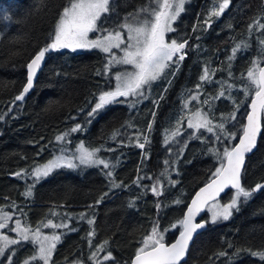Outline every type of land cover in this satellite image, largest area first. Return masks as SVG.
Returning <instances> with one entry per match:
<instances>
[{
	"label": "trees",
	"instance_id": "16d2710c",
	"mask_svg": "<svg viewBox=\"0 0 264 264\" xmlns=\"http://www.w3.org/2000/svg\"><path fill=\"white\" fill-rule=\"evenodd\" d=\"M144 1L113 0L112 11L101 18L103 26L117 27ZM64 2L0 0V208L17 215L32 229L52 220L54 214L70 213L75 218L86 214L81 223L74 221V231L67 229L51 264H93L89 257L100 245L114 257L106 262L98 256L102 264H130L153 222L158 221L163 230L181 218L218 166L209 148L224 145H218L203 128L197 133L189 130L188 116L182 122V135L167 144L165 136L177 126L187 100L200 92L206 97L204 93L209 91L212 97L202 98L208 103L198 104L196 110L204 109L211 117L216 102L223 113L213 123L235 110L233 100L238 103L236 94L248 84L246 73L253 60L260 59L264 65V46L260 44L264 30L248 31L255 19L264 23V0H231L223 14L211 17L210 25L204 21L218 0H190L169 36L188 41L179 67L170 63L171 72L149 87L143 102L133 107L121 97V103L108 105L91 123H86L90 119L87 112L98 95L114 85L105 72L106 55L98 50L49 53L31 93L22 101L15 100L26 84V65L49 42ZM245 42L247 48L243 47ZM238 44L241 48L233 56L232 49ZM206 67L214 70V75L201 81ZM229 84L234 87L228 88ZM222 87L225 96L214 99ZM224 99L231 102L224 103ZM190 106L194 111L196 100ZM247 111V103L243 109L240 106L236 120L226 121V128L238 131ZM78 123L82 131L70 133L63 142L56 140ZM113 133H117L115 138ZM145 136L148 143H144ZM137 137L143 148L137 146ZM79 142L100 148V158L110 167L59 168L38 181L32 196L26 197L24 193L34 182L29 175L34 168L60 154L62 148L69 152L70 147L72 152ZM108 171H112L111 177L106 175ZM17 172L24 175L17 176ZM157 180L163 185L160 196L151 191ZM242 183L248 188L264 183V129L256 152L247 159ZM232 194L221 201L229 202ZM176 200L182 202L176 204ZM232 211L228 220L207 223L183 264H264L247 251L264 249V189ZM87 219L94 223L89 225ZM209 219L206 213L205 220ZM90 231H94L91 237ZM178 234L179 228L168 231L165 242H173ZM35 251L27 242L9 248L5 256L12 253L13 264H23ZM221 251L227 255L218 256ZM0 264H7V260L2 257Z\"/></svg>",
	"mask_w": 264,
	"mask_h": 264
},
{
	"label": "snow or ice",
	"instance_id": "6c2138e0",
	"mask_svg": "<svg viewBox=\"0 0 264 264\" xmlns=\"http://www.w3.org/2000/svg\"><path fill=\"white\" fill-rule=\"evenodd\" d=\"M230 2L231 0H218L204 23L210 25L211 17H219L223 14L225 9L229 7ZM41 3H43V0H41ZM110 3L111 0H65L55 20L53 31L49 33V42L39 48L26 65V84L20 93L16 95V101H22L33 87L34 78L37 71L41 69L46 55L64 49L71 52H76L78 49H98L109 54L105 72L110 71L113 65H127L131 68V70L114 74V87L102 91L98 95L94 106L87 112L90 119L86 123H91L100 111L108 105L121 103V97L127 101L129 97L144 96L147 88L163 75L170 63L175 64L177 68L179 67V61L185 58L183 49L187 46L188 41L183 39L178 41L176 38L168 37L167 34L175 31L173 24L184 11L185 0H148L147 5L127 14L123 22L115 28L104 27L101 20L102 16L112 11ZM260 19H255L249 25V33L252 32L253 28L257 31L264 30V23H261ZM93 33L97 35H90ZM260 44L264 46V39L260 40ZM248 46L246 42L243 44L244 48ZM240 48L241 45L238 44L232 49L233 56ZM113 49H118L122 54L116 55L113 53ZM262 56H264V51H262ZM232 58L229 57V60ZM261 63L260 59L253 60L252 66L246 73L248 84L242 89L244 101L237 103L233 100L235 110L228 116H222L219 123H213V120L209 118V114L200 110L195 111L193 118L188 119L187 126L195 132H199L203 128L215 137V142L223 144L224 141H227L228 144L222 149L209 148V151L216 157L218 162V166L211 172L209 180L196 192L183 216L171 224L170 227L161 230L159 222H153L150 234L142 239L141 246L137 249L131 264H181L188 252L193 235L198 229H203L207 223H216L220 219L228 220L233 214V209L238 211L240 203H246L253 193L264 189V183H257L252 188H248L242 183L245 155L252 152L256 147L257 139L261 135L262 129H264V123H262V120H264V66H261ZM211 75H214V70L210 72L206 67L200 79L206 81ZM229 75L231 76V73ZM233 87L231 84L228 85V88ZM199 88L200 85H197V89ZM225 92L226 90L222 87L219 95L214 99L225 96ZM191 99L199 100V96L193 95ZM245 102H247L250 109L245 113L246 122L239 123L238 131L226 128L225 122L235 121L240 104ZM153 103H156V101ZM203 103L207 104L208 101H203ZM184 106L187 108L188 102ZM2 118L0 116V119ZM72 118L75 119V117ZM181 126L182 121L178 120L175 129L165 136L166 144L175 137L182 135ZM151 127L152 125L149 124V131H151ZM235 127L236 125H233V128ZM82 130V125L78 123L70 128L68 132L58 135L56 140L63 142L70 133ZM116 135L117 133H113V138ZM195 138L201 139L200 136ZM137 141V146L140 148L144 147V143L149 142L147 136L144 137V143L139 142V137H137ZM100 151V148H90L80 143L76 147V152L68 156L65 155V149L62 148L59 155H54L52 159L43 165L35 167L29 175L34 176L36 178L35 182H38L40 178L47 177L53 170L58 168L75 169L81 166L103 165L105 169H108L110 167L109 163L97 155ZM165 163L167 164V161ZM15 175L22 176L24 173L17 172ZM106 175L111 177L112 171H108ZM143 178L138 177V179ZM148 178L150 179V177ZM170 183L173 186L175 184L172 181ZM114 186L118 187L119 185L114 184ZM229 187L234 189V194L228 203L220 204L216 199L217 196ZM151 191L156 196L163 195V185L159 180L151 187ZM24 195L26 197L31 196V189L26 191ZM99 202L97 201V203ZM181 202V200L175 201L176 204ZM205 206L211 212L210 219L197 222L196 217ZM159 207L158 204L157 208L159 209ZM80 218H87L86 214H82ZM12 219L11 214L0 208V230L8 228ZM87 222L91 225L94 220L87 219ZM41 227L75 230L70 228L67 223L54 224L50 219L46 223L42 222L35 229L22 225L20 220H16L10 231L16 232L18 238L0 235V257H4L7 264H13L12 253L5 256V251L12 245L30 241L36 247V251L30 260L25 259L24 264H30V261L36 260L42 261V264H51L53 253L63 233L57 234L54 231L50 235L42 234ZM176 228H179L178 238L174 242L166 244L165 234ZM88 235L93 236L94 231H90ZM104 243L107 244L108 242L105 241ZM89 245L91 246V240ZM229 246L231 247V245ZM102 251H104V245H100L96 252H93L89 257L93 260V264H102V261L96 259L97 252ZM247 251H250L253 256L264 262V249L257 251L248 249ZM217 255L226 256L227 253L221 251ZM113 259L114 257L110 252L103 257L104 261Z\"/></svg>",
	"mask_w": 264,
	"mask_h": 264
},
{
	"label": "rangeland",
	"instance_id": "374dc122",
	"mask_svg": "<svg viewBox=\"0 0 264 264\" xmlns=\"http://www.w3.org/2000/svg\"><path fill=\"white\" fill-rule=\"evenodd\" d=\"M112 1L113 0H111V3H112ZM189 2H190V0H185V3H184V11H185V8H186V6L189 4ZM111 3H110V5H111ZM143 3V2H142ZM147 3H148V0H145L144 1V3L143 4H141L142 6H145V5H147ZM140 5V6H141ZM184 11L180 14V16L177 18V20L174 22V24H173V27L175 28V24L179 21V19L181 18V16L183 15V13H184ZM103 17V16H102ZM114 25H116V24H114ZM111 28H113V27H111ZM172 33V32H171ZM171 33H168L167 34V36L169 37L170 36V34ZM90 35H92V36H95V35H97L96 33H93V34H90ZM87 50H98V49H78L77 51H87ZM98 51H100V50H98ZM100 52H102V51H100ZM102 53H104V52H102ZM113 53H115L116 55H121L122 53H120V51L118 50V49H113ZM105 55H106V64H107V61H108V59H109V54H106V53H104ZM124 70H131V68H130V66H127V65H113L112 67H111V70L110 71H108V72H106L107 74H109V76L114 80V74L115 73H117V72H120V71H124ZM168 72H171L170 71V69H168V68H166L165 69V71H164V73H163V75L160 77V79L159 80H165V78H164V75L166 74V75H168ZM158 80V79H157ZM156 80V81H157ZM158 80V81H159ZM155 81V82H156ZM155 82H153V83H151V85L149 86V87H151ZM114 85H115V80H114ZM114 85L112 86V88L114 87ZM149 87L147 88V90L145 91V94H144V96H142V97H137V98H132V97H129V99L127 100V101H125V102H127V103H130V105H132L133 107L135 106V105H138V103H141V102H143L144 101V99L147 97V92H148V89H149ZM202 93L203 92H200V93H198L197 95L199 96V100H196V103H197V106L194 108V111L193 110H191V102L193 101L192 99H188L187 100V102H188V106H187V108H184L183 109V116H181L180 117V121H182L183 122V120H185V117L186 116H188L187 117V121H186V126H187V122H188V119H191V118H193V114H194V112L195 111H197L196 109L198 108V104H200L201 106H204L205 105V103H203V101H206V100H204V99H202V98H210V97H212V96H210L211 95V93H209V91H207V92H205L204 93V95L206 96V97H203L202 96ZM236 97H237V101H238V103L239 102H241V101H244V92L242 91V93L241 94H236ZM123 98V97H122ZM224 101V103L227 101V102H231L229 99H224L223 100ZM246 103L247 102H245V103H241L240 104V106H241V109H243L244 107H245V105H246ZM213 105H214V114L210 117L209 116V118L210 119H212L213 120V122H216V119L220 116V115H222L223 113H221L220 111H219V107H217L218 106V104L215 102H213ZM94 106V105H93ZM205 108V107H204ZM200 111H202V110H200ZM101 112V111H100ZM202 112H204V109H203V111ZM207 113V112H206ZM187 128L189 129V130H191V131H193L194 133H197V132H195L192 128H189L188 126H187ZM80 143H83L86 147H90L87 143H84V142H79L72 150V152H70L71 151V148L69 147H67V149H69L70 151L69 152H65V155H68V156H71V154H73V153H75L76 152V147L80 144ZM234 143V142H233ZM218 145H219V143H217ZM225 144L227 145L228 144V142L227 141H224V143H223V145L225 146ZM217 145V146H218ZM221 148H223V147H221ZM59 155V154H58ZM98 155V157L100 158V152L97 154ZM103 166V165H102ZM59 169V168H58ZM55 170H57V169H55ZM55 170H53L52 172H54ZM51 172V173H52ZM50 173V174H51ZM31 179H33L34 180V182L28 187V190L29 189H31V196H32V193H33V188H34V186H35V184L37 183V182H35V177L34 176H31L30 177ZM43 178H46V177H42V178H40L39 179V181L41 180V179H43ZM27 190V191H28ZM233 194H234V192H233ZM232 194V195H233ZM31 196H29V197H31ZM232 197V196H231ZM219 203L220 204H225L224 202H222L221 200H219ZM228 203V202H227ZM9 214H11L12 215V217H13V219H12V221H10L9 222V225H8V228H6V229H3V230H0V235H8L10 238H18L17 237V233L16 232H14V231H10V229H12L13 227H14V225H15V221L16 220H20L21 221V223H22V225H27V224H25V222L20 218V217H18L17 215H14L13 213H10V212H8ZM207 213L211 216V212L207 209ZM70 218V219H69ZM81 220L83 221V219H80L79 217H77V218H75L72 214H70V213H65V214H54V218H52V222L54 223V224H57V223H61V222H64V223H67L68 225H69V227L71 228L72 227V224L74 223V221H77V222H79V223H81ZM222 219H220V220H218V221H221ZM217 221V222H218ZM28 226V225H27ZM29 227V226H28ZM30 228V227H29ZM63 229H65V231H61V230H63ZM67 229L68 228H57V229H53V228H51V227H47V228H45V227H41V232H42V234H46V235H50L52 232H56L57 234H61V233H63V235L65 234V232L67 231ZM63 235H61V240L63 239ZM165 236H166V234H165ZM61 240H60V242H61ZM27 242H30V241H26V242H21L20 244H17V245H12V246H10V248L11 247H15V246H18V245H21V244H23V243H27ZM59 242V243H60ZM58 243V244H59ZM57 244V245H58ZM57 247V246H56ZM56 250V249H55ZM7 252V250L5 251V253ZM54 253H55V251H54ZM54 253H53V256H52V259H53V257H54ZM107 253H109L107 250H106V248L104 247V251H102V252H99V254L98 255H96V258L98 257V256H100L101 255V259H103V257L107 254ZM113 256V255H112ZM2 257H0V259H1ZM30 258H31V256L29 257V258H27V259H29L30 260ZM36 261H40V260H36ZM36 261H30V264L31 263H34V262H36ZM108 261H110V260H108ZM108 261H106V262H108ZM41 263H42V261H40ZM51 262H52V260H51ZM24 264V263H23ZM71 264H78V262H75V263H71ZM79 264H84V263H81V262H79Z\"/></svg>",
	"mask_w": 264,
	"mask_h": 264
},
{
	"label": "water",
	"instance_id": "95a60500",
	"mask_svg": "<svg viewBox=\"0 0 264 264\" xmlns=\"http://www.w3.org/2000/svg\"><path fill=\"white\" fill-rule=\"evenodd\" d=\"M44 63H45V60H44L43 63H42L41 69H42V67L44 66ZM263 66H264V65H263ZM41 69L37 71V74H36V76H35V78H34V81H33V87H34V85L36 84V81H37V79H38V76H39V73H40ZM33 87L29 90V92L25 95L24 98H26V97L31 93V90L33 89ZM249 110H250V109H249ZM245 122H246V120H245ZM262 123H263V120H262ZM262 132H263V129H262ZM262 132H261V134H262ZM260 137H261V135L258 137V139H257V145H256V147L252 150V152L247 153V154L245 155L244 169H245V166H246V163H247V159H248V157L252 156V155L256 152V150H257V148H258V143H259ZM242 175H243V173H242ZM198 191H199V190H198ZM229 192H234V189H231L230 187H229V188H225L222 192L219 193V195L217 196L216 199H217L218 201L221 200V199H222L226 194H228ZM195 194H196V193H195ZM194 196H195V195H194ZM194 196H193V198H194ZM193 198H192V199H193ZM192 199H191V200H192ZM190 203H191V201H190ZM190 203H189V204H190ZM209 203H211V201H209ZM207 209H208V207L205 206V207L201 210V212L197 215V217H196V221H197V222H201L202 220L206 221V220H205V216H206V213H207ZM185 212H186V211H185ZM206 228H207V224H206V226H205L203 229H198L197 232L194 233V235H193V239H192V241H191L190 244H189L188 252H187L185 258L181 261V264H183L184 262H186V260H187V258H188V255H189V252H190V248H191L193 242L195 241L196 237H197L199 234H201ZM176 238H178V235H177ZM176 238H175V239H176ZM174 241H175V240H174ZM174 241H173V242H174ZM165 243H166V244H170V243H167V242H165ZM171 243H172V242H171ZM130 264H131V263H130Z\"/></svg>",
	"mask_w": 264,
	"mask_h": 264
}]
</instances>
